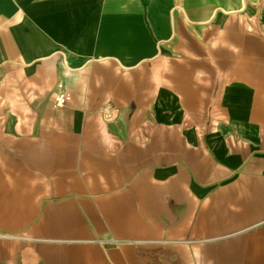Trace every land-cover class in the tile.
Returning a JSON list of instances; mask_svg holds the SVG:
<instances>
[{"label":"crops","instance_id":"0c3cea01","mask_svg":"<svg viewBox=\"0 0 264 264\" xmlns=\"http://www.w3.org/2000/svg\"><path fill=\"white\" fill-rule=\"evenodd\" d=\"M0 264H264V0H0Z\"/></svg>","mask_w":264,"mask_h":264},{"label":"built area","instance_id":"2783aa9c","mask_svg":"<svg viewBox=\"0 0 264 264\" xmlns=\"http://www.w3.org/2000/svg\"><path fill=\"white\" fill-rule=\"evenodd\" d=\"M70 99H71L70 93L60 88V90L56 91L53 94V105L56 109H63L68 104ZM103 114L106 119L108 120L112 119L113 118V108L111 106H107L103 110Z\"/></svg>","mask_w":264,"mask_h":264}]
</instances>
